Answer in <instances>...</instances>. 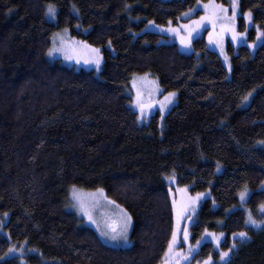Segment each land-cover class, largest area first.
Returning a JSON list of instances; mask_svg holds the SVG:
<instances>
[{
  "label": "trees",
  "instance_id": "obj_1",
  "mask_svg": "<svg viewBox=\"0 0 264 264\" xmlns=\"http://www.w3.org/2000/svg\"><path fill=\"white\" fill-rule=\"evenodd\" d=\"M199 1L209 0H0V264H160L174 229L171 180L211 193L195 240L220 232L228 248L246 232L225 264H264V223L248 225L239 201L251 189L246 206L264 219V41L255 54L229 45V75L205 38L186 54L144 31L149 20L176 22ZM47 4L58 8L56 23ZM240 8L264 28V0H240ZM61 28L103 49L100 76L47 58ZM146 73L178 102L142 126L126 86ZM71 186L102 189L127 210L133 245L110 247L80 226L65 209ZM24 242L37 251L26 263L5 257ZM211 256L220 258L205 242L197 258Z\"/></svg>",
  "mask_w": 264,
  "mask_h": 264
},
{
  "label": "rangeland",
  "instance_id": "obj_2",
  "mask_svg": "<svg viewBox=\"0 0 264 264\" xmlns=\"http://www.w3.org/2000/svg\"><path fill=\"white\" fill-rule=\"evenodd\" d=\"M213 4L222 5L225 9H227L226 13L217 11L215 26H213V23L210 21H205L204 24L198 28H195L194 25H191V21L198 20L201 16L211 14ZM49 5L54 7L55 15L48 14ZM205 5H208V8H205ZM236 5L237 15L235 20L224 19L225 15L228 17L232 16V0H227L226 3L222 2L221 0H209L207 2L199 1L193 8L182 14V16L176 22H170L167 25H158L154 21H151L152 23L149 24V20L144 31L158 33L161 35L160 43H175L177 44L178 49L182 53L186 54L195 53L194 41L197 38H205L208 49L219 54L228 70V74L231 75V62L228 53L229 45H232L235 48V51H237L239 46L246 45L249 47L251 53L255 54L258 47L264 41V35L260 36L259 38L257 36L258 31L264 34V28L254 23L252 14L251 20H248L244 16L245 13H243L240 8V0H236ZM57 18L58 8L54 4H47V21L56 23ZM241 18L244 19L245 23L244 31L240 30ZM137 21L139 20L137 19ZM184 25H190L191 27H194L195 31L189 35L188 30L183 27ZM221 25H229L233 27L237 33H245V35L233 40L232 31H222ZM170 28H175L179 31H169ZM252 29L255 31L253 40L250 39V31ZM209 33L213 34L211 38L209 37ZM182 37L186 38L185 43L181 42ZM85 44L90 45L88 42L73 36L71 29L61 28L56 30L51 36V45L49 49L54 48L63 50L54 51L51 55L49 54V51H47L46 56L50 61L58 60L63 65L73 68L76 71H94L96 75L100 76L104 64L103 49L90 45L92 48L99 49L101 63L99 66H97L93 59L95 53H91L90 50L86 49ZM146 74V76L145 74L135 75L130 80L128 86H126V94L131 97L129 106L137 113L138 122L142 126L146 125L149 122L151 116L156 112H159L163 118L178 102L177 92H165L156 77L150 73ZM168 93H174V95L170 100H165V97L168 95ZM140 104L144 105L143 110L141 109ZM169 185L174 213V229L176 230L177 236L172 248V254L167 257L164 254V258L160 264H165V261H167L168 264H176L177 261H179V264H203V262L208 258L200 260L197 258V254L205 242L212 243L214 249L219 254L221 252L228 253V256L224 257L223 259L221 256L219 259L211 256V259L212 261H215V264H225L230 259L233 252L237 249L239 243L246 242L249 239L248 234L244 238H241L239 235H232L231 241L228 243V248L224 247V245L227 243V236L226 234L220 232L206 231L199 239L195 240L192 235V227L196 222V216L201 204L205 199L211 196V193L210 191L199 192L203 195L197 198L198 193L192 192L190 186L180 185L176 180H171ZM180 189H184V191L182 192ZM260 189L264 190V184L260 186ZM98 190H88L77 186L69 187L68 196L65 202V209L77 216L80 226L93 229L101 241L106 245L113 248L131 247L133 245V241L131 239L133 228L132 216L127 210L118 206L116 203H110L113 200L108 197L104 190L102 193ZM74 191L82 198L83 206L81 205V202L73 196ZM242 192H246L247 195L242 199L240 192V206L245 209L248 221L252 211L248 209L246 203L252 193V190L245 188ZM173 201L176 202L175 205L173 204ZM182 203L186 204L187 207L184 209L183 214L180 215L178 214V211ZM121 209H123L127 215L131 217V220L127 225L126 240L122 235L118 236L117 239L111 238L112 226L116 227L117 232H119L121 226L123 225L125 218L121 212ZM260 213L264 214L263 210L260 211ZM89 215L92 216L91 220L88 218ZM256 221L259 222L258 225H253L251 223L247 224L253 226L254 228H261L264 223V219L261 221ZM185 229L187 230L188 234L187 240L184 239ZM3 231L4 232L2 233L11 240L9 234L5 230ZM102 232H108L109 235H102ZM212 234H215L216 239L213 238ZM170 240H172V237ZM198 241L199 244L197 243ZM10 249L5 257H19L23 263H26V256L28 254L37 252L35 249L29 248L25 242L20 244L12 243ZM168 251L169 244L166 249V252Z\"/></svg>",
  "mask_w": 264,
  "mask_h": 264
},
{
  "label": "snow or ice",
  "instance_id": "obj_3",
  "mask_svg": "<svg viewBox=\"0 0 264 264\" xmlns=\"http://www.w3.org/2000/svg\"><path fill=\"white\" fill-rule=\"evenodd\" d=\"M205 8H208V5H205ZM217 11L225 12V13H226L227 9H225L222 5H215V4H213V5H212V12H211V14H209V15H205V16H201L198 20L191 21L190 23H191V25H194L195 28H198V27H200L201 25H203L205 21H210V22L213 23V26H215V20H216V18H217V17H216V13H217ZM48 14H49V15H55V9H54V7H53L52 5H49V8H48ZM236 15H237V5H236V0H232V16H231V17H228L227 15H225V16H224V19H225V20H235ZM244 16H245L248 20H251V18H252L250 12H249V13H245ZM151 23H152V22L149 21V24H151ZM146 27H147V26H146ZM183 27H184L185 29L188 30L189 35H190L193 31H195V28H194V27H191L190 25H184ZM221 30H222V31H232V34H233L232 38H233V40H236L238 37H243V36L245 35V33H237V32L234 30V28L231 27V26H229V25H221ZM169 31H177V32H178L179 30H178V29H175V28H170ZM212 35H213L212 33H209V37H210V38L212 37ZM262 35H264V34H262V33L259 32V31L257 32V36H258V38H259L260 36H262ZM181 42H182V43H185V42H186V38L182 37V38H181ZM250 46H252V45H250ZM85 48L88 49V50H90L91 53H95V56L93 57V59H94L95 64H96L97 66H99L100 63H101V57H100V55H99V49H97V48H92L90 45H86V44H85ZM58 50H63V49H54V48H50L48 51H49V54L51 55L54 51H58ZM69 58H71V57H69ZM146 75H147V74H145V76H146ZM138 95H139V94H138ZM173 95H174V93H168V95L165 97V100H170V99L172 98ZM244 99L247 100V97H245ZM140 107H141V109L143 110L144 105H143V104H140ZM170 179H173V178L170 177ZM73 187H75V186H73ZM98 191L101 192V193L103 192L102 189H99ZM180 191L183 192L184 189H180ZM201 195H203V194H202V193H198V194H197V198H198L199 196H201ZM240 195H241V198L243 199V198L247 195V193H246V192H241ZM73 196H74L77 200H79V201L81 202V205L83 206V200H82V198H81V197H80L75 191L73 192ZM193 199H194V198H193ZM110 203H113V204H114L115 202H114V201H111ZM173 204L175 205L176 202L173 201ZM186 207H187V205L182 203V205H181V207H180V209H179V211H178V214L182 215V214H183V211H184V209H185ZM261 208L264 209V205H261ZM121 212H122V214H123V216H124L125 219H124L123 225L121 226L119 232H117L116 227L112 226V228H111V238H112V239H117V237H118V236H121V235L123 236V238H124L125 240L127 239V235H126V232H127V225H128V223L130 222L131 217L128 216L127 213H126L123 209H121ZM86 214H87V213H86ZM5 215H7V214H5ZM88 218L91 220V219H92V216L89 215ZM246 223H251V224H253V225H258L259 222H257L256 220L252 219L251 216H250V217H249V220L246 221ZM205 231H207V230H205ZM102 235H109V233H108V232H102ZM212 235H213V238L216 239L215 234H212ZM233 235H234V236L239 235L241 238H244V237L247 236V233H246V232H240V233H234ZM176 236H177V233H176V230L174 229V230H173V233H172V240L169 241V251L165 253V256H166V257L169 256L170 254H172V248H173V245H174V243H175V241H176ZM187 238H188V234H187V230L185 229V232H184V239L187 240ZM197 243L199 244V241H198ZM10 251H11V249H10ZM190 251H191V249H190ZM220 256H221V258L223 259L224 257L228 256V253H227V252H221V253H220ZM165 264H168V262L165 261ZM176 264H179V261H177ZM203 264H215V261H212L211 257H209L207 260H205V261L203 262Z\"/></svg>",
  "mask_w": 264,
  "mask_h": 264
}]
</instances>
